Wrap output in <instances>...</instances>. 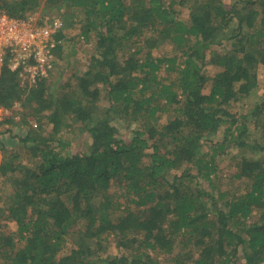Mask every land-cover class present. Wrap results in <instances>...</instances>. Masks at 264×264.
I'll list each match as a JSON object with an SVG mask.
<instances>
[{"label":"trees","instance_id":"1","mask_svg":"<svg viewBox=\"0 0 264 264\" xmlns=\"http://www.w3.org/2000/svg\"><path fill=\"white\" fill-rule=\"evenodd\" d=\"M42 1L0 11L41 9L92 49L59 85L51 71L21 88L2 69L0 106L21 113L0 120L17 139L0 144V264H264V0ZM227 147L235 163L216 176Z\"/></svg>","mask_w":264,"mask_h":264},{"label":"built area","instance_id":"2","mask_svg":"<svg viewBox=\"0 0 264 264\" xmlns=\"http://www.w3.org/2000/svg\"><path fill=\"white\" fill-rule=\"evenodd\" d=\"M60 32L62 22L55 15L16 19L0 11V77L2 69H8L21 88L47 78L54 70ZM6 112L0 106V120Z\"/></svg>","mask_w":264,"mask_h":264},{"label":"rangeland","instance_id":"3","mask_svg":"<svg viewBox=\"0 0 264 264\" xmlns=\"http://www.w3.org/2000/svg\"><path fill=\"white\" fill-rule=\"evenodd\" d=\"M210 1H216V2L222 1L227 10L230 8V4L232 2V0H210ZM44 2L45 0L42 1L41 5H43ZM38 14L43 15L41 9L35 15H38ZM186 14H187V9L185 8L181 11L180 15L186 17ZM43 16H48V15H43ZM62 33H63V39L60 41V43L63 45V49L58 55L59 57L54 58L55 59L54 70L52 71V78L49 80L51 81L50 83L56 84V85H59L68 79H72L74 74L82 72L86 67L89 51L91 52V49H92V46L89 42L84 43V40L81 37L77 38L79 34L78 28H74L71 30L64 29ZM163 52L164 50L160 46L159 50L153 51V54L157 56L158 54L163 53ZM55 57H56V53H55ZM203 71L206 73L208 77L214 78L219 73L220 68H217L207 63ZM255 75H256V80L258 84V89L255 93V96L259 97V95L264 94V67L262 66L259 67ZM207 92H208V87L205 89L204 93H207ZM253 100H254V97H253ZM20 113H21L20 107L18 105H15L14 108L6 112L4 116L11 115L13 116L12 117L13 121L18 122L20 118L18 114ZM39 120H37L35 117L34 118L29 117L28 124L38 125L39 123H41L39 122ZM10 127L11 129L13 128L12 126ZM43 129H44V132H43L44 135H46V133L48 135L50 131L49 126H43ZM73 129H74L73 134H69V137H70L69 138V141H70L69 149L72 151H81L85 149V145H86L84 135L80 133L79 126L76 127L75 125ZM128 136L129 135L125 130H119L120 139L127 140ZM219 137L220 135L214 138L213 141L215 142L220 141ZM0 139H1L0 144L7 147L8 150L13 149L14 146H16L15 144H16L17 139L11 136H8L7 134L1 135ZM233 153H235V151L231 147L230 148L227 147L224 149L223 154L220 155L219 159L217 160V171L215 173L216 176L220 175L222 177H227L229 175L230 171L232 170L231 167L235 163L232 161ZM213 180H217V177L213 178ZM239 183L240 182H237V185H239ZM202 184L205 188L208 187L205 182H202ZM2 186L3 185L0 182V188H2ZM15 230H16V226L14 225V223L7 224L6 231H15ZM116 254H117V248L113 244H111L106 255L115 256ZM163 264H168V263L163 262Z\"/></svg>","mask_w":264,"mask_h":264}]
</instances>
